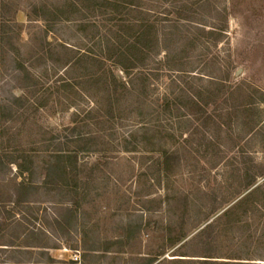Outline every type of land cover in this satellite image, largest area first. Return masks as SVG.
<instances>
[{"label": "rangeland", "instance_id": "374dc122", "mask_svg": "<svg viewBox=\"0 0 264 264\" xmlns=\"http://www.w3.org/2000/svg\"><path fill=\"white\" fill-rule=\"evenodd\" d=\"M136 1L113 17L102 0H0V264H264V187L219 219L264 184V0H202L186 19ZM134 18L158 38L126 75L107 51ZM209 82L223 94L195 112ZM59 149L77 152V190L45 183Z\"/></svg>", "mask_w": 264, "mask_h": 264}, {"label": "trees", "instance_id": "16d2710c", "mask_svg": "<svg viewBox=\"0 0 264 264\" xmlns=\"http://www.w3.org/2000/svg\"><path fill=\"white\" fill-rule=\"evenodd\" d=\"M94 2H101V0H70V3L68 6L72 9H80L83 6H87L88 4L90 6H97L96 4L92 3ZM179 5L175 6L176 8V16L181 19H186L184 17V12L187 9H190L189 5H195L198 6L199 3H201L202 0H190V3L188 4L187 0H176ZM103 6L108 5L109 14L113 15L115 17L117 14H120L122 9H129V11L136 12L138 14H141L142 11L139 9H136L137 7V1L136 0H102ZM193 2V3H191ZM98 7V6H97ZM101 8V7H100ZM69 20V19H68ZM133 22H130V26L128 25L129 30L133 31V35L131 34L125 41H119L123 37V35L119 36L117 39V42L114 41V44L116 47L113 48L111 53L107 51V54L115 59L116 64L120 66V72L125 73L126 75L129 74L131 70L138 67L139 63L144 62L146 57V50L149 48L150 44H155L158 38V30L155 28V25L153 23L149 22L146 18H137L133 19ZM123 39V38H122ZM101 78H105V82L108 86H113L114 91H116V87L119 85L122 86V88H125V81H121L118 83L117 77L114 74H107L103 72L101 74ZM213 80V79H211ZM237 89V86H234L230 90ZM203 91H199L196 93V95L193 96L191 103L194 104L196 110L195 112H201L205 113V108L209 105L210 102H215L218 97H221L223 94L222 90V84L220 82H209L208 87L205 91L206 99L202 98ZM194 114V113H193ZM213 116L209 115V118L212 120ZM216 117H219L217 115ZM76 153L77 152H70L67 151L64 153L62 150H58L54 156L52 161L47 165L46 167V178L45 183L50 187L52 190H61L62 187L69 186L70 183L74 184L73 188L76 189V184L74 180H70L67 178L68 175H76L78 174L77 169V161H76ZM173 154H167L164 153L163 159H162V166L166 167V164L169 160V158ZM22 167V168H21ZM29 171V167L26 165L20 166V174H23L24 172ZM256 180L254 176H249L245 188L252 186L255 184ZM25 185L23 182H20L18 184L19 189H24ZM264 187V184H258L255 187H253L251 190H249L244 196L239 198L234 205L226 209L221 217L219 219H226L230 224L231 223H238L241 215L246 211V208H250V206H256L254 204V200L256 198V193L260 192L261 189ZM77 190V189H76ZM25 193V192H24ZM20 197L19 200H21L22 192L20 191ZM75 207L78 205V202L75 200L74 203ZM245 210V211H244ZM205 228V227H204ZM204 228L202 230H204ZM183 238L180 237L179 240ZM236 257H227V260L224 261H216L213 260L212 255H206L202 256L205 259H202L201 261H204L205 264H251L245 260H250L244 257H240L239 255H235ZM236 259V260H234ZM242 260V261H239ZM244 260V261H243ZM153 261V260H152Z\"/></svg>", "mask_w": 264, "mask_h": 264}]
</instances>
